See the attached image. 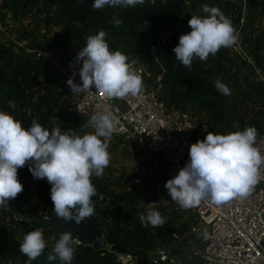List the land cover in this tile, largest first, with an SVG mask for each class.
<instances>
[{"label":"trees","instance_id":"trees-1","mask_svg":"<svg viewBox=\"0 0 264 264\" xmlns=\"http://www.w3.org/2000/svg\"><path fill=\"white\" fill-rule=\"evenodd\" d=\"M93 2L7 0V11H3L0 5V33L7 36V43L0 39V111L13 115L25 128L35 120L51 129L58 117L63 131L79 129L87 119L66 110L64 98L69 92L59 85L58 79L62 76L44 59H35V55L27 50H53L64 61L71 55L68 54L70 45L83 48L88 36L104 30L110 50H120L128 57V62L140 60L148 65L152 72L149 84L154 89L161 87L159 97L171 110H191L193 115L202 116L210 129H215L218 134L235 132L230 127V120L234 119L239 120L240 131L253 126L258 135L264 132L263 80L246 86L240 99L229 100L215 87L217 78L239 79L237 73L248 64L244 55L233 47H222L216 55L210 54L206 61L194 60L189 70L175 59L172 51L178 45L180 36L191 31L188 26L191 16L206 15L202 13L203 5L218 7L231 19L238 33H244L247 53L264 77V31L257 34L251 28L249 33H245L240 27L243 4L247 11L258 10L256 17L259 19L264 18V0H145L143 6L126 9L105 7L103 10H94ZM31 16L36 24L34 29L21 24L17 37L5 29L8 21L17 22L20 18L26 20ZM113 16L121 19L123 25L110 23ZM40 28H59L63 34L49 36L44 32L39 37L37 29ZM234 57L240 62L236 72L231 73L236 65ZM159 77L160 82L157 81ZM42 80L46 83L44 87L40 86ZM245 98H254V105H250ZM245 108H250L246 114L249 118L237 112ZM124 141L122 137L117 138L118 144ZM18 179L24 186L23 192L9 201L8 208H0V264H9V261L25 264L27 257L19 251V247L26 233L41 227L49 228V234L55 231L53 225L41 223L36 216L27 214L26 209L31 205L39 209L42 206L49 216L52 215L54 205L47 179H34L27 163L18 169ZM91 179L97 190L92 197L95 214L84 223L87 225L93 221L104 233V245L99 248L74 246L72 264H117L110 250L150 253L162 244L173 243L172 234L183 231V225L175 226L174 221L166 219L162 227L142 224L139 217L146 213L138 209L135 191L117 193L112 178L106 172L100 178L93 176ZM100 198L108 203L103 210L98 204ZM20 217L21 220H15ZM7 218L9 222H6ZM49 250L45 248L32 264H49ZM51 264H61V261L57 258Z\"/></svg>","mask_w":264,"mask_h":264},{"label":"clouds","instance_id":"clouds-1","mask_svg":"<svg viewBox=\"0 0 264 264\" xmlns=\"http://www.w3.org/2000/svg\"><path fill=\"white\" fill-rule=\"evenodd\" d=\"M144 4L145 0H94L92 8L126 9ZM202 11L206 15L191 16V31L182 34L172 49L175 59L189 70L194 60L206 61L210 54L214 56L222 47H234L239 41L238 31L220 8L203 5ZM110 23L123 25L116 16ZM105 37L104 30L88 36L86 45L78 52L75 59L82 62V83L75 82V73L68 79L72 94L86 93L93 87L109 101L142 94V77L131 68L124 53L110 50ZM215 87L222 95L231 94L222 81L217 80ZM116 127L117 117L109 107L93 113L79 129L67 131L59 126L58 117L49 131L35 120L25 128L13 115L0 111V208H8L9 201L23 192L18 169L27 163L34 179L46 178L51 185L53 211L58 218L80 224L92 217V197L97 190L91 178L102 177L110 165L108 148ZM257 138L258 130L253 126L228 134L208 132L204 139L191 145L188 163L166 182L171 200L187 210L200 205L202 200L222 204L232 198L247 197L264 180V153L257 146ZM139 218L142 224L154 228L166 223L154 209ZM204 235L207 238V232ZM47 243L40 229L26 233L19 247L27 257L25 264L40 257ZM75 243L71 231L60 232L48 253L49 264L57 258L61 264H72Z\"/></svg>","mask_w":264,"mask_h":264},{"label":"built area","instance_id":"built-area-1","mask_svg":"<svg viewBox=\"0 0 264 264\" xmlns=\"http://www.w3.org/2000/svg\"><path fill=\"white\" fill-rule=\"evenodd\" d=\"M246 10L243 4L245 13L240 27L243 26ZM234 48L242 52L248 65L260 74V69L248 55L247 49H239L236 45ZM27 51L33 53L35 59H44L67 81L75 73V82L82 83L79 75L82 62H76L77 54H71L61 61L53 50ZM128 63L144 80L142 94L109 101L103 93H96L93 87L92 91L86 93H69L66 110L88 120L93 113L109 107L117 117L113 136L133 141L152 163H165L168 166L165 176L169 180L188 163L191 145L204 139L208 132L216 133V130L210 129L208 123L198 125L189 109L171 110L160 99L152 84H149L152 72L148 65L140 60ZM160 79L157 81L160 82ZM261 80L264 81L262 75ZM257 146L264 153V132L258 135ZM133 189L131 183L127 191ZM192 211L200 225L205 227L207 238L204 234L198 236L195 239L197 241L190 237L201 232L197 225L192 224L190 228L184 226L182 232H174L173 243L162 244L150 253L109 252L114 255L117 264H264V180L255 185L247 197L232 198L222 204L202 200ZM38 214L48 215V212L41 206ZM9 221L7 218L6 222ZM40 230L48 242L46 248L51 252L59 236L49 234V228L41 227ZM75 241L74 246H94L78 237ZM103 245L104 237L101 247Z\"/></svg>","mask_w":264,"mask_h":264},{"label":"rangeland","instance_id":"rangeland-1","mask_svg":"<svg viewBox=\"0 0 264 264\" xmlns=\"http://www.w3.org/2000/svg\"><path fill=\"white\" fill-rule=\"evenodd\" d=\"M2 4L3 2L0 1L1 8ZM202 13L204 12L202 11ZM243 13H245V11H243ZM258 14V10H253L252 12L246 10V16L243 17V19H245L242 20V28H244L245 33H249L251 28H254L255 33L257 34L264 31V18L258 19L256 17ZM7 24L8 25L7 27H5V29L7 31H12V33L14 34H12L13 37H17L18 27L21 26V24L30 25L29 28L31 29H34L36 26V24L33 23L32 16L26 20L20 18V20L17 22L8 21ZM44 32L48 33L49 36H61L63 34L62 30L59 28H52L49 30H45L43 28L37 29V34L39 35V37H41ZM244 38V33H240L239 41L236 45L237 48L247 49V45H245L244 43ZM0 39H2L4 43H7V36L5 34L0 33ZM81 48L82 47L70 45L68 47V54H78ZM232 49L235 50L234 47ZM236 57H234L236 65L233 66L231 73L236 72V66L240 62L236 59ZM252 68L253 67L249 66L248 64L244 65V67L236 75L239 76V79L237 81L230 80L225 77H220L217 78L215 82L217 80L222 81L231 89V94L226 95L229 100L240 99L242 98L241 93L246 88V86L250 85L253 82L261 80V74L257 73L256 70L253 74ZM58 81L62 89L65 88L67 92H69L70 94L72 93L71 88L69 87L65 78H59ZM45 85L46 83L42 80L40 86L44 87ZM156 90L157 93L160 94L161 87L157 88ZM68 98V95L64 98L65 108L68 104ZM246 100H248L250 105H254V98ZM249 110L250 108H245L239 109L237 112L245 116V118H249L250 116H246ZM193 116L195 117L198 125L207 124L206 120L202 116L195 114ZM230 127L235 132L240 131L239 120H230ZM117 138L118 137L113 136L110 142L108 151L111 154V161L109 167L105 169V172L109 177L112 178V181L114 182L115 191L117 193H126L128 186L132 183V185L134 186V189L132 191H135L136 195L138 196L139 210L144 213H147L149 210L153 209L157 210L167 221H174V225L180 224L185 227L189 226V228L192 226V224L197 225V227L201 229V232L196 235H189L190 237L194 238V240L198 236L205 234L206 229L205 227L200 225L198 218L192 211L193 208L187 210L182 209L174 201L171 200V197L167 189L165 188V184L168 181L165 176L168 171V166L165 163H159L157 165L152 163L133 141H128L123 138L125 141L118 144ZM135 181H137V183ZM102 199L103 198H100L98 204L99 207H101V209L103 210L108 203L107 201H104Z\"/></svg>","mask_w":264,"mask_h":264},{"label":"water","instance_id":"water-1","mask_svg":"<svg viewBox=\"0 0 264 264\" xmlns=\"http://www.w3.org/2000/svg\"><path fill=\"white\" fill-rule=\"evenodd\" d=\"M2 2L3 5L1 9L7 11L9 7L7 0H2ZM44 128L51 131L50 128ZM38 209L37 206H28L27 214L36 216L41 223H49L50 225H53L55 227L54 233L56 236H59L60 232L69 230L72 232L74 239L78 237L82 241L93 244L95 248L101 247L104 233L95 226L93 221H89L87 225H85L84 222H81L80 224H76L75 221L66 222L62 218H58L55 212H53L51 216L45 214L39 216Z\"/></svg>","mask_w":264,"mask_h":264}]
</instances>
